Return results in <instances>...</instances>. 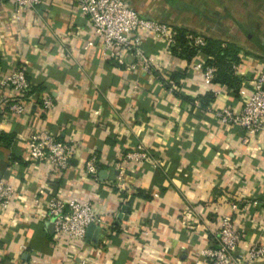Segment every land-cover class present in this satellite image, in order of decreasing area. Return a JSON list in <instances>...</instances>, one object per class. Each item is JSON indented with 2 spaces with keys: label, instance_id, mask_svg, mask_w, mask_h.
<instances>
[{
  "label": "crops",
  "instance_id": "1",
  "mask_svg": "<svg viewBox=\"0 0 264 264\" xmlns=\"http://www.w3.org/2000/svg\"><path fill=\"white\" fill-rule=\"evenodd\" d=\"M127 1L144 17L239 45L244 87L237 95L220 86L222 93L203 108L200 97L211 89L202 71L154 35L143 49L159 61L160 77L133 69V54L124 65L104 57L76 0H44L20 19L13 0H0V76L21 66L55 101L46 108L32 97L22 115L0 101V180L17 189L11 208L0 210V264H80L82 257L96 264H211L201 251L215 244L219 219L232 213L234 201L241 205L234 213L239 253L264 244V134L244 143L241 127L224 125L213 113L239 110L264 67V0ZM90 41L95 44L86 47ZM197 60L205 61L204 54ZM185 70L171 94L170 74ZM45 129L77 145L68 169L31 160L28 140ZM139 144L152 159L127 165L124 188L111 184L118 156ZM92 154L100 162L96 182L84 168ZM50 194L95 197L100 229L87 235L80 256L63 259L54 247Z\"/></svg>",
  "mask_w": 264,
  "mask_h": 264
},
{
  "label": "built area",
  "instance_id": "2",
  "mask_svg": "<svg viewBox=\"0 0 264 264\" xmlns=\"http://www.w3.org/2000/svg\"><path fill=\"white\" fill-rule=\"evenodd\" d=\"M43 1L13 0V14L20 19L26 10L38 9ZM76 3L79 9L88 15L91 30L97 37L104 57L113 59L121 65L127 63L129 54H133L137 59V62L132 64L133 69L141 67L146 72L156 75L155 71L159 70L160 64L159 61H155L144 52L145 38L154 35L165 41L169 49L176 43V25L142 16L127 0H76ZM188 38L193 45L206 44V34L202 32L192 31L188 34ZM94 44L93 41H90L86 47ZM191 66L202 71L205 84L216 96L222 93L223 87L213 83L217 70L215 66H207L203 60L194 61ZM166 84L168 91L173 94L177 89L175 81L170 79ZM31 88L32 83L27 77L26 70L21 66L17 67L0 76V101L9 107L10 114L22 115L27 109L25 101ZM5 91L10 94H5ZM194 103L200 106V101L196 100ZM43 104L46 108L55 106L54 98L50 93H45ZM213 113L222 124L241 127L245 132L244 143L248 144L256 136L264 134V67L258 68L254 76L253 89L239 110L224 107L213 111ZM28 146L33 162H47L57 171L68 169L77 151V145L73 141L61 140L56 132L49 129L31 135ZM151 159L152 154L149 148L143 144L124 152L116 160L117 179L110 183L124 188L127 165L129 163L140 164ZM84 168L91 179L95 182L98 181L99 158L97 154L90 156ZM45 192L46 187H42L40 193L45 194ZM16 196V187L7 180L1 179L0 210L5 211L11 208ZM94 198L89 196L84 199L76 197L66 199L49 195L47 208L52 240L55 249L63 254V259L75 258L82 254L80 249L87 241L89 226L100 221L93 202ZM34 202L39 204L41 198L36 197ZM240 207L239 202L232 203V213L225 214L219 219L215 244L207 246L201 251V254L205 255L211 264H257L264 259V244L252 243L246 256L238 251L242 233L237 228L234 213ZM2 231L3 222L0 219V233ZM80 264H96V261L82 257Z\"/></svg>",
  "mask_w": 264,
  "mask_h": 264
},
{
  "label": "trees",
  "instance_id": "3",
  "mask_svg": "<svg viewBox=\"0 0 264 264\" xmlns=\"http://www.w3.org/2000/svg\"><path fill=\"white\" fill-rule=\"evenodd\" d=\"M192 31L199 32L184 26L176 25V43L170 48L171 51L178 57L186 60L188 64L192 63L198 53L204 54L205 65H212L217 69L213 83L216 86H225L239 95L244 87L245 80V77L237 72V67L242 63L241 47L235 43L224 42L223 40L208 35H206L205 45H193L188 38V34ZM1 64L2 60L0 58V65ZM187 69L188 68H186V70ZM186 70L170 74V79L175 81V83L177 81L176 84H181V81L186 76ZM155 73L158 76L161 75L159 70L155 71ZM46 90L47 88L43 85H32L26 100L36 96L35 99L37 98L38 103H41V101L43 102L45 93H47ZM215 96L213 91L201 96V106H203V108L209 107V104L215 99Z\"/></svg>",
  "mask_w": 264,
  "mask_h": 264
},
{
  "label": "water",
  "instance_id": "4",
  "mask_svg": "<svg viewBox=\"0 0 264 264\" xmlns=\"http://www.w3.org/2000/svg\"><path fill=\"white\" fill-rule=\"evenodd\" d=\"M100 228L99 226H97L95 223L90 225L89 228H88V234L87 235H90V233L93 231V230H96L98 231Z\"/></svg>",
  "mask_w": 264,
  "mask_h": 264
}]
</instances>
